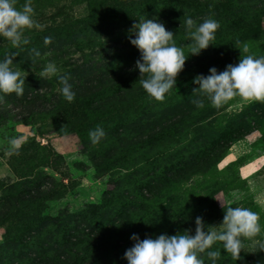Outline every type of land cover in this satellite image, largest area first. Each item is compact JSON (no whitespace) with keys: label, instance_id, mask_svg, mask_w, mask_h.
<instances>
[{"label":"trees","instance_id":"16d2710c","mask_svg":"<svg viewBox=\"0 0 264 264\" xmlns=\"http://www.w3.org/2000/svg\"><path fill=\"white\" fill-rule=\"evenodd\" d=\"M63 1L50 0L49 7L57 11L51 17V26L34 40L36 49L40 47V55L33 52L31 56L25 52L18 58L21 64L13 62L10 66L14 71H20L23 77L26 73L29 76L25 77L22 95L0 93L3 96L0 128L10 121L29 126L44 122L59 135L77 133L98 173L110 174L114 187L105 192L100 204L79 213L61 211L51 216L45 213L47 202L56 196L53 188L47 189L42 183L44 172L36 176L37 188L34 186L33 191L27 189L25 180L12 184L0 181V227H7L0 245V264H127L124 252L134 243L130 239L133 233L144 239L163 233L194 234L196 228V213L180 209L177 201L169 197L178 182L170 185L167 195L164 190L156 189V180L153 181L154 190L144 186L141 153L147 143L140 138V133L146 122L144 109L154 98L140 84L147 74L140 76L135 67L140 52L128 38L134 24L152 19L149 15L155 17L154 21L163 23L166 30L172 31L169 16H161L173 12L174 8L160 7L161 0H153L157 3L151 5L155 12L149 10L141 15L124 0H111L112 6H108L109 0H81L88 6V18L92 21L74 22L70 13L63 10ZM263 12V5L256 8L247 0H224L208 10V19L219 24L215 39L227 43L220 53L234 56L231 60L227 57L223 62L225 66L236 64V52L262 36L256 20ZM60 17L62 20L57 22ZM134 17L136 21L130 23ZM104 30L109 34L107 38L98 35ZM116 33L118 39L115 41L112 37ZM45 36L52 37L47 45ZM188 43L190 40L177 46L185 48ZM13 53L7 50L3 57H17ZM27 54L29 58L25 57ZM49 62L56 65L58 72L45 78L41 73ZM204 63L207 64L205 59L185 62L176 80L180 77L190 79L196 73L206 76L209 72ZM61 75L69 77L75 93L71 102L60 91L62 84L58 77ZM98 126L103 128L105 136L92 144L88 133ZM239 137L235 133L228 135L231 142ZM152 138L155 140L156 136ZM48 148L52 150L49 144L45 146L32 139L31 144H23L18 151L26 153L34 149L56 155ZM177 169L187 173L182 163ZM198 174L199 171L190 173L193 176ZM216 208L210 209L209 222L215 219ZM202 216L208 217V212H203ZM203 227L206 230V226ZM218 243H214L211 250L221 253ZM199 255L205 264H211L206 253ZM217 264L261 263L256 257L245 258L239 263L218 259Z\"/></svg>","mask_w":264,"mask_h":264},{"label":"rangeland","instance_id":"374dc122","mask_svg":"<svg viewBox=\"0 0 264 264\" xmlns=\"http://www.w3.org/2000/svg\"><path fill=\"white\" fill-rule=\"evenodd\" d=\"M124 1L136 9V14L142 15L149 10L155 12L153 6L151 7L155 3L153 0ZM222 1L224 0H161L162 4L159 3L160 7L174 8L173 12L161 16H169L168 21L171 22L170 27L174 34L173 42L183 45L190 40L185 48L182 47L185 55H189L185 62L190 59H205L207 64H204L205 67L208 66V72L212 67L221 68L219 72L225 70L223 62L227 61L228 53H220V50L227 43L215 39L214 44L201 50L199 55L189 54L191 38L185 31L184 20L185 17H191L198 25L208 19V10ZM109 2L108 6L114 5L111 0ZM247 2L256 8L264 6V0ZM24 3L25 0H16L15 7L21 9ZM80 3L81 0L61 2L65 7L63 10L70 13L74 22L89 19L88 6ZM31 4L34 9L33 20L40 27L25 28L23 36L29 43L19 47H14L8 39L0 37V60L4 59V52L9 50L17 55L12 61L21 64L18 58L25 52L32 56V50L36 49L35 38L51 26V17L57 10L49 7L50 0H31ZM106 16H109L108 13ZM149 16L155 20L153 15ZM62 18H57V22ZM135 21V17L129 20L130 23ZM256 21L259 22L263 34L259 39L247 44V52L244 47L236 52L234 60L237 63L244 55L264 56V12ZM105 32L107 31L104 30L98 35L107 38L109 34ZM112 38L116 41L117 33L113 34ZM39 48L36 50L39 51ZM29 54L25 57L29 58ZM228 58L231 60L234 56ZM23 75L29 76L28 73ZM196 75L199 73L194 76ZM42 76L51 78L55 75ZM193 77L178 78L175 87L165 94L163 100L152 99L144 109L146 122L143 124L144 131L140 133V138L147 143L141 153L144 160L141 163L144 186L153 188V181L156 180V189L164 190L163 193L167 195L170 185L178 182L172 187L169 197L177 201L180 209L191 210L196 213V217H201L206 230L221 224L224 215L221 203L225 208L229 205L239 206L256 212L260 233L251 239L241 237L243 246L238 259H234L230 253H225L222 242H219L218 246L222 252L217 260L239 263L245 258L257 257L260 263L264 264V251H259L255 243L264 240V101H246L234 97L217 108L206 98L193 93V89L198 87L192 83ZM197 98L204 99L203 107L193 103ZM52 130L53 128H49L44 122L29 126L10 121L1 127L0 181L12 184L25 180L28 183L27 189L33 191L34 186L37 188L36 176L44 172L42 183L47 185V189L53 188L56 196L47 202L45 213L51 216H56L61 211L79 213L89 206L100 204L105 192L114 187L110 174L103 176L98 173L77 133L59 135ZM234 133L240 137L233 138L231 142L228 135ZM152 136H156V139ZM30 138L45 146L49 144L52 150H48L56 155H48L46 151L34 149L26 153L19 152L18 149L23 144H31ZM12 139L19 141V147L11 146ZM179 163H182L187 173L177 169ZM198 171L200 174L190 175L191 172ZM31 181L33 183H30ZM59 194L62 195L61 198L57 197ZM213 206L217 207L213 213L215 219L209 222L210 209ZM203 212H208V217L202 216ZM6 228V225L0 227V245Z\"/></svg>","mask_w":264,"mask_h":264},{"label":"clouds","instance_id":"9594fccd","mask_svg":"<svg viewBox=\"0 0 264 264\" xmlns=\"http://www.w3.org/2000/svg\"><path fill=\"white\" fill-rule=\"evenodd\" d=\"M16 0H0V37L8 39L14 47L28 44L23 36L25 28L40 27L33 20L34 9L31 0H25L21 9L15 7ZM185 31L191 38V55H199L201 50L214 44L215 33L219 24L214 19H206L200 24H195L191 17H185ZM129 40L140 52L135 67L139 69L140 80L146 93L156 99L163 100L165 94L176 85V77L184 69L188 56L184 50L173 42L174 34L166 30L161 22L144 19L130 29ZM134 35V38H133ZM51 36L44 37V43L51 42ZM36 56L38 50H32ZM247 52V45L244 46ZM12 55H15L13 53ZM11 56L0 60V93L23 94L25 77L20 71H14ZM56 65L49 62L43 69L42 75H56ZM62 87L63 97L71 102L75 93L69 83V77H58ZM192 83L198 87L193 93L206 98L210 103L219 108L234 97L246 101H264V56L244 55L236 64H228L225 70L218 72L215 67L209 69L208 75L199 74L193 77ZM3 96L0 95V101ZM193 103L198 107L204 106V99L197 98ZM89 139L92 144L98 143L105 136L103 128L96 127L89 130ZM11 146L19 147V141L12 139ZM221 202V201H220ZM221 224L218 227L204 230L202 218L197 216L194 234L177 233L168 235L159 234L153 238L146 236L140 239L133 233L130 239L134 242L124 252L127 264H205L199 254L206 253L211 264H217L220 251L211 250L216 242H222L223 251L230 253L234 259L239 258L243 243L241 237L253 238L260 233L258 214L249 208L225 206ZM256 247L264 251V240L257 241Z\"/></svg>","mask_w":264,"mask_h":264},{"label":"bare ground","instance_id":"6f19581e","mask_svg":"<svg viewBox=\"0 0 264 264\" xmlns=\"http://www.w3.org/2000/svg\"><path fill=\"white\" fill-rule=\"evenodd\" d=\"M233 159V158H232ZM229 160V159H228ZM227 161V160H226Z\"/></svg>","mask_w":264,"mask_h":264}]
</instances>
